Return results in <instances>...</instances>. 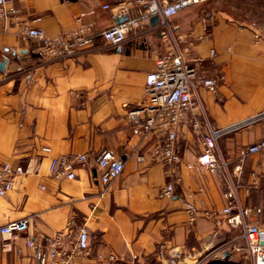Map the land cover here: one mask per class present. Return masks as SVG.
<instances>
[{
  "label": "crops",
  "instance_id": "0c3cea01",
  "mask_svg": "<svg viewBox=\"0 0 264 264\" xmlns=\"http://www.w3.org/2000/svg\"><path fill=\"white\" fill-rule=\"evenodd\" d=\"M124 1L14 0L7 6L18 13L0 22V60L7 57L0 71V167L11 163L30 173L0 196V227L27 218L30 230L15 238L0 234V264H39L46 236L67 233L71 249L82 227L89 231L90 254L75 257V264H108L98 255H114L118 264H245L236 249L244 242L242 231L221 214L224 188L200 168L198 157L209 127L226 128L264 113V35L232 12V0L193 5L172 18L191 63L201 75L218 78L219 87L201 89L204 112L196 111L195 119L187 114L178 124L182 159L166 166L154 159L162 136L135 134L127 118L144 102L146 76L164 53L156 24L143 25L137 38L118 48L102 38L117 23L103 7ZM144 10L135 6L129 18H142ZM81 13L93 24L95 46L89 52L52 61L38 42L22 37L25 27H39L76 48L72 36ZM261 141L264 118L224 136L219 146L239 173L243 204L264 225V153L239 161L242 148ZM103 151L125 164L107 187L96 164ZM70 154L88 156L77 166L76 179L53 177L51 160ZM169 184L174 194L162 196ZM186 203L198 210L194 225Z\"/></svg>",
  "mask_w": 264,
  "mask_h": 264
},
{
  "label": "built area",
  "instance_id": "2783aa9c",
  "mask_svg": "<svg viewBox=\"0 0 264 264\" xmlns=\"http://www.w3.org/2000/svg\"><path fill=\"white\" fill-rule=\"evenodd\" d=\"M212 0H126L115 6L105 5L113 20L127 18L123 23H116L102 33V38L107 46L118 48L130 39L137 38L143 25L151 24L153 17H158L154 26L158 30L160 40L164 45V53L157 59L155 68L146 76L145 100L137 108L127 113V118L134 125V133L146 136L157 132L162 136L154 159L166 166L180 164L181 155L177 149L178 124L187 114L195 116L196 111L203 113L201 89L216 92L219 87V79L205 77L199 73L198 68L189 60V48L183 47L182 36L178 34V28L172 23L178 13L193 5L202 4ZM14 0H0V22L6 21L18 13L15 8H7ZM135 6L145 8L143 17L130 19L129 15ZM85 13H81L75 19L78 31L72 36L74 48L66 38L52 39L45 30L39 27H25L22 32L24 39H31L39 43L42 52L50 56L52 61L66 59L91 51L95 46L93 24H86ZM35 21H41L37 18ZM72 40V39H71ZM214 55L215 52H212ZM7 60V57L4 56ZM264 118L263 114L248 118L226 128L214 129L209 127L203 138V150L198 157V163L202 170L213 174L224 188L226 206L221 214L226 218L227 224L233 229L242 231V239L245 241V251L251 260V264H264V225L253 220L255 209L243 204L240 190L241 184L237 169L232 171L230 163L220 150L221 139L232 133L251 126ZM195 119V117H194ZM193 129L198 132L197 121L192 122ZM44 151H48L44 148ZM264 153V141L242 148L239 152V161L243 163L252 155ZM88 161L86 154H70L54 158L50 163V174L57 179L75 180L78 165H85ZM99 180L104 186H108L117 180L123 173L125 164L122 158L116 157L110 151L101 152L96 160ZM28 169L21 165L5 163L0 167V196H5L14 188L17 178L28 175ZM175 188L169 184L162 190V196L170 197ZM185 210L189 225H194L198 219V210L192 203H186ZM30 220L20 219L9 222L0 227V234L15 238L28 235ZM69 235L65 232H57L44 238V246L39 255V264H75V257L88 256L90 254V236L86 227L80 228L76 242L71 249L66 247ZM30 247L35 248L33 239H29ZM100 262L118 264V258L114 255H98ZM172 264H175L173 261Z\"/></svg>",
  "mask_w": 264,
  "mask_h": 264
},
{
  "label": "rangeland",
  "instance_id": "374dc122",
  "mask_svg": "<svg viewBox=\"0 0 264 264\" xmlns=\"http://www.w3.org/2000/svg\"><path fill=\"white\" fill-rule=\"evenodd\" d=\"M233 6L236 7L234 12L238 17L246 19L248 22L255 24L264 35V0H232ZM209 3V2H208ZM230 5V4H229ZM227 6V5H225ZM231 10V9H228ZM240 235V234H239ZM245 241H239L236 246L237 252L245 264H251V260L245 251Z\"/></svg>",
  "mask_w": 264,
  "mask_h": 264
},
{
  "label": "water",
  "instance_id": "95a60500",
  "mask_svg": "<svg viewBox=\"0 0 264 264\" xmlns=\"http://www.w3.org/2000/svg\"><path fill=\"white\" fill-rule=\"evenodd\" d=\"M125 21H127V18H121V19L117 20V23L120 24V23H123ZM157 22H158V17L155 16L151 19V24L155 25V24H157ZM6 66H7V60L6 59L0 60V71H5Z\"/></svg>",
  "mask_w": 264,
  "mask_h": 264
}]
</instances>
